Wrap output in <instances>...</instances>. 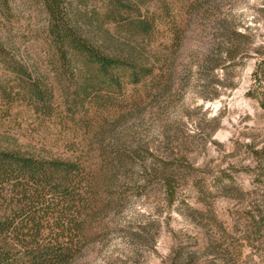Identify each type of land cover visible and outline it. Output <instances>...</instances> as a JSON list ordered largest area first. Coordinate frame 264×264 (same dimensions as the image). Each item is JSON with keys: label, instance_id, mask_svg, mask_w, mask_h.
<instances>
[{"label": "rangeland", "instance_id": "374dc122", "mask_svg": "<svg viewBox=\"0 0 264 264\" xmlns=\"http://www.w3.org/2000/svg\"><path fill=\"white\" fill-rule=\"evenodd\" d=\"M140 3L145 14L168 4L179 39L155 37L153 76L124 96L108 94L117 110L97 114L75 104L49 67L42 6L8 0L0 40H11L52 96L43 109L0 95V148L79 161L95 175L99 208L70 264H264V84L254 78L264 70V0ZM225 41L238 50L229 62ZM0 86H16L1 62ZM114 149L137 153L118 164ZM162 161L172 197L140 172ZM107 193L116 196L102 208Z\"/></svg>", "mask_w": 264, "mask_h": 264}, {"label": "trees", "instance_id": "16d2710c", "mask_svg": "<svg viewBox=\"0 0 264 264\" xmlns=\"http://www.w3.org/2000/svg\"><path fill=\"white\" fill-rule=\"evenodd\" d=\"M36 1L47 17L49 67L55 78L65 80L75 104L87 102L97 114L107 105L117 110L116 101L108 94L124 96L127 85L136 89L153 76L151 60L156 54L150 46L155 37L179 39L180 29L165 3L159 13L145 14L140 0H99L101 5L89 11L80 7L88 0ZM7 4L8 0H0L2 12L3 8L7 11ZM232 35L243 37L236 32ZM225 43L223 62H229L238 50H231L229 41ZM13 46L11 40H0V62L16 81L10 90L0 86V95L9 99L22 96L36 108L46 109L51 89L35 69H28ZM254 78L264 84V70ZM132 100L135 105L137 99ZM113 151L118 164L137 153L136 149ZM170 167L162 161L141 167L140 172L146 180L154 176L172 197ZM95 178L79 161L0 148V264H70L85 243L87 223L99 208ZM107 194L102 208L116 196ZM121 196L119 193L117 198Z\"/></svg>", "mask_w": 264, "mask_h": 264}]
</instances>
